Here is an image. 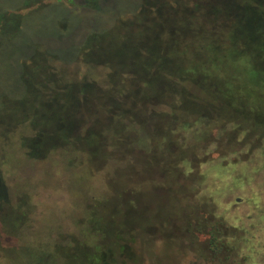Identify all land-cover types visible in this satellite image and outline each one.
Here are the masks:
<instances>
[{"label": "trees", "instance_id": "16d2710c", "mask_svg": "<svg viewBox=\"0 0 264 264\" xmlns=\"http://www.w3.org/2000/svg\"><path fill=\"white\" fill-rule=\"evenodd\" d=\"M82 1L83 9L98 7L92 0ZM142 1L144 5L125 13L128 23L120 24V32L149 30L146 43L134 44L128 62L119 60L113 65L100 57L101 63L110 68L104 84L84 85L94 95L77 103L78 111L61 120L50 137L63 143L74 139L85 160L98 159L94 166L105 163L110 155H118L124 162L127 154L132 160L141 157L145 163L157 158L165 161L159 175L150 180L162 187L155 194L179 196L192 211L186 213L182 228L167 221L165 228L139 224L134 220L145 208V201L136 187L130 193L118 190V196L126 192L125 200L115 199L109 204L105 221L95 209L107 206L106 200L115 194L113 189L109 197L92 198L85 204L89 216L75 224L84 223L81 239L66 234L65 227L74 225L69 223L46 230L48 240L37 246L4 248L14 228L5 230L2 226L0 264H155L156 256L144 245V239L158 234L167 235L170 251L179 254L170 264H264V195L258 194L262 198L255 203L254 213L227 209L214 192L198 195L181 184L186 178L200 184L193 180L194 174L186 177L174 169V164L196 156L205 142L213 143L224 156L237 151L234 143L238 131L247 129L250 136L264 135V0ZM108 5L117 13V5ZM13 27L21 28L14 22ZM102 32H108L107 28ZM78 114L82 117L79 123L75 120ZM197 123L201 127L195 139L186 141L175 135L179 126ZM131 125L144 127L148 133L145 140L150 139L154 146L153 155L130 149L129 145L139 140L136 132L127 131ZM229 125L234 127L230 137L225 131ZM40 134L38 143L44 140ZM97 152L103 160L96 158ZM28 153L31 156V151ZM241 160L251 161L247 156ZM132 164L125 163L127 167ZM108 183L111 186V180ZM255 185L264 190V180ZM5 205L7 192L0 180V212ZM119 213L130 220H123V228L114 226ZM2 219V224H12L9 213L2 214ZM56 236L61 242L48 243Z\"/></svg>", "mask_w": 264, "mask_h": 264}, {"label": "rangeland", "instance_id": "374dc122", "mask_svg": "<svg viewBox=\"0 0 264 264\" xmlns=\"http://www.w3.org/2000/svg\"><path fill=\"white\" fill-rule=\"evenodd\" d=\"M141 1L92 0L98 7L87 10L83 9L82 0H0V180L8 198V205L0 212V229L14 228L12 236L5 239L4 248L37 246L48 240L46 230L69 223L74 225L65 227L66 234L81 239L84 223L75 224L89 216L85 204L92 198L109 197L113 189V197L105 199L107 206L95 209L104 220L109 214V204L115 199L125 200L126 192L136 187L145 201V208L134 220L139 224L154 223L165 228L167 221L182 228L186 213L192 211V206L182 202L179 196L155 194L162 187L150 180L159 175L165 161L157 158L145 163L141 157H135L133 163L131 154L126 155L125 162L118 160V155H110L105 163L94 166L98 159L89 162L86 157L85 160L74 139L63 143L50 137L61 120L78 111L77 103L94 95L84 85L104 84L110 68L101 63L100 57H106L113 65L119 60L128 62L134 44L146 43L149 30L135 34L120 32V24L128 23L125 13L144 5ZM111 3L118 6L117 13L109 9ZM77 16L80 19L71 18ZM13 22L21 28H14ZM76 24L80 25L78 29ZM105 28L108 32L103 33ZM81 118L76 115V122ZM200 127L201 123L182 125L175 135L190 141L200 133ZM232 130L234 127L230 125L225 129L229 137ZM39 131L44 140L38 143ZM127 131L138 135L139 140L129 145L133 153L154 154L150 139L145 140L148 133L144 127L131 125ZM247 131L237 132L236 152L222 156L213 143L205 142L197 149L196 156L174 164V169L184 176L194 174L193 180L200 181L196 185L186 178L181 184L191 187L198 195L214 192L227 209L254 213L255 203L264 195V190L255 185L264 180V135L250 136ZM245 156L251 161L241 160ZM96 158L103 160L100 152ZM126 162L133 164L127 167ZM123 189L126 192L118 196V190ZM259 193L262 197H258ZM4 213L10 214L12 224H2ZM124 219L130 221L119 213L114 226L123 228ZM165 236L158 234L153 239H144V245L156 256L155 264H170L179 257L176 251H170ZM58 238L52 237L48 243L61 242Z\"/></svg>", "mask_w": 264, "mask_h": 264}]
</instances>
